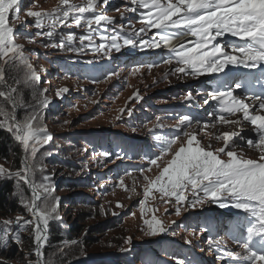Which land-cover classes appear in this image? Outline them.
Wrapping results in <instances>:
<instances>
[{"label":"rangeland","instance_id":"rangeland-1","mask_svg":"<svg viewBox=\"0 0 264 264\" xmlns=\"http://www.w3.org/2000/svg\"><path fill=\"white\" fill-rule=\"evenodd\" d=\"M140 1L0 0L1 56L9 58L20 49L36 64L44 94L41 109L55 107L41 130L44 136L67 142L61 144L66 156L59 155L46 167L48 186L33 187L38 199L48 192L44 210L55 212L62 205L59 214L64 220L80 216L82 227L93 232L91 252L80 260L124 255L123 264H202L192 249L199 248L210 260L207 264H237L231 253L224 260L228 250L207 234L202 219L211 210H233L228 207L232 203L242 206L240 198L264 186V171L242 170L247 162L264 157V147L224 148L223 131L212 134L215 126L191 129L160 112L173 102L174 91L180 95L189 89L191 80L171 68L179 81L172 90L175 78L172 72L166 74L171 70L167 63L147 61L159 19L154 21ZM10 35L22 37L11 43ZM5 88L6 95L1 96L12 105V89ZM31 124L27 121L28 133ZM16 128L23 150L22 127ZM231 128L229 124L226 134ZM140 141L155 144L151 158L132 153V143ZM21 159L26 174L29 164ZM63 159L82 161L78 171L67 175L82 182L76 189L59 186L68 178L63 175ZM25 174L13 178L26 182ZM11 176L8 163L0 162V183ZM229 195H234L231 201L222 199ZM25 200L22 206L28 203ZM33 200L27 215L0 219V246L20 233L25 242L35 230L34 249L21 253L43 264L47 241L36 254L40 230L30 214ZM73 202L85 203L72 207ZM37 216L47 231V221Z\"/></svg>","mask_w":264,"mask_h":264},{"label":"trees","instance_id":"trees-1","mask_svg":"<svg viewBox=\"0 0 264 264\" xmlns=\"http://www.w3.org/2000/svg\"><path fill=\"white\" fill-rule=\"evenodd\" d=\"M15 37L10 35L7 40L14 43L15 39L19 40L22 36ZM8 56L2 58L0 52V69L3 81L11 87L13 97L17 102L16 121L22 127L21 132L24 135L25 144L23 150H21V143L16 137L17 128L13 124L11 102L7 96H1V94L6 95V88L2 84L0 76V162L8 163L12 172L11 177L2 179V183H0V218L6 219H10L16 214L27 215L29 213V202L33 200V193L29 190L27 182L13 178L16 174H25L21 157H24L29 164L28 178L37 189V186L40 185L42 187L48 186L47 179L44 176L47 173V165H52L58 160L59 155L66 156L64 148L61 147L62 142H66V138L44 136L43 133L39 132L45 128V121L55 107L48 106L47 109H41L44 105V94L42 93L43 86L39 83L35 71L36 64H32L26 51L20 49L11 57L7 58ZM28 114L30 115L28 120L24 121ZM27 121L32 123L29 133L26 128L28 126ZM28 134L30 135L28 136ZM73 137L76 139L78 136ZM81 162L80 159H63V175L66 177L71 170L78 171V168L82 167ZM67 177V179L62 178L59 181L60 187L66 185L68 190H72L76 189L79 183H82L70 176ZM47 195L48 192H45L40 199L36 200L37 214L41 219L47 221L46 224L44 223L48 231V240L47 245L42 249L43 264H69L72 262H74L72 264L124 263V255L108 258H98L90 255L80 260L84 254L91 252L89 247L95 242L93 241V232L89 228L82 227L80 216H77L74 221L64 220L63 216L59 214L63 208L62 205L55 212L44 210L42 203H44V199L49 197ZM24 199L28 203L22 206L21 201ZM84 203L73 202L72 207H78V205H84ZM81 216L83 217V215ZM23 235V233H20L18 237H11L7 246H0V264H36L30 255L25 256L21 253L22 250L30 251L34 249L35 230L33 232L34 236L26 238L25 242H23Z\"/></svg>","mask_w":264,"mask_h":264},{"label":"water","instance_id":"water-1","mask_svg":"<svg viewBox=\"0 0 264 264\" xmlns=\"http://www.w3.org/2000/svg\"><path fill=\"white\" fill-rule=\"evenodd\" d=\"M0 74H1V71H0ZM3 85L6 86L7 88H9V86L3 81ZM12 107H13V120H14V124L16 126H19L18 122L16 121V112L18 110V105H17V102L15 100L12 101ZM29 171V168L26 167ZM28 171H26V174H25V178H26V182H27V186L29 188V190L33 193V196H34V200H33V205H32V208H31V211H30V214L34 217V219L39 222V217L37 216L36 214V207H37V203H36V198L38 197V192L34 189L33 187V184L31 183V181L29 180L28 178ZM39 229H40V225H39ZM47 233V231L44 229L43 231V235H45ZM40 253V250H36V254H39ZM37 263L38 264H41L38 260H37Z\"/></svg>","mask_w":264,"mask_h":264},{"label":"bare ground","instance_id":"bare-ground-1","mask_svg":"<svg viewBox=\"0 0 264 264\" xmlns=\"http://www.w3.org/2000/svg\"><path fill=\"white\" fill-rule=\"evenodd\" d=\"M227 135L228 134H226L225 136H227ZM251 172H257V171H251ZM36 200H37V198H36ZM38 224L40 225V229H39L40 232H39V235H38L36 242H35V252H36V250H41V248L43 247V245L47 241V234L43 235L44 226L42 225L41 221H39Z\"/></svg>","mask_w":264,"mask_h":264},{"label":"clouds","instance_id":"clouds-1","mask_svg":"<svg viewBox=\"0 0 264 264\" xmlns=\"http://www.w3.org/2000/svg\"><path fill=\"white\" fill-rule=\"evenodd\" d=\"M1 219V218H0Z\"/></svg>","mask_w":264,"mask_h":264}]
</instances>
